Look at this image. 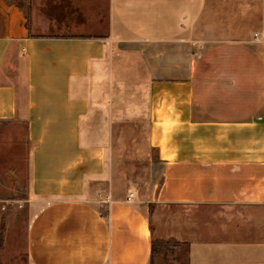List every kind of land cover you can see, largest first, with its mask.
Here are the masks:
<instances>
[{
	"label": "crops",
	"instance_id": "0c3cea01",
	"mask_svg": "<svg viewBox=\"0 0 264 264\" xmlns=\"http://www.w3.org/2000/svg\"><path fill=\"white\" fill-rule=\"evenodd\" d=\"M108 2L103 34L34 35L0 0V122L24 126L38 200L27 264H150L157 204L176 264H264V0ZM125 97L161 165L146 196L89 126Z\"/></svg>",
	"mask_w": 264,
	"mask_h": 264
},
{
	"label": "rangeland",
	"instance_id": "374dc122",
	"mask_svg": "<svg viewBox=\"0 0 264 264\" xmlns=\"http://www.w3.org/2000/svg\"><path fill=\"white\" fill-rule=\"evenodd\" d=\"M6 1L24 12L34 35H99L107 29L108 0ZM208 9L211 12L215 7ZM87 91L82 83L76 94L86 96ZM120 104L122 113L109 114V109H100L102 114L90 117L89 126L112 130L113 158L120 159L122 166L118 169L127 178L130 189L146 196L159 178L161 165L156 161L155 150L147 145L146 114L137 112L133 97H125ZM23 134L22 123L0 122V264H27L25 230L38 206V200L30 196ZM103 137L100 133L99 139ZM151 210L154 240L150 264H176V259L183 260L185 247L175 244L168 235V206L157 204Z\"/></svg>",
	"mask_w": 264,
	"mask_h": 264
}]
</instances>
